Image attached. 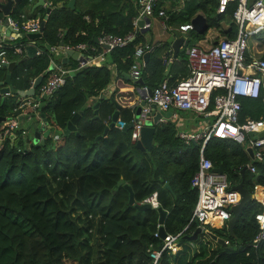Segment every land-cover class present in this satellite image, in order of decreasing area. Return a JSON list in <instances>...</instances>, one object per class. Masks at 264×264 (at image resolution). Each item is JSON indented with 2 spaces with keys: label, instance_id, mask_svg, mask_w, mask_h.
Wrapping results in <instances>:
<instances>
[{
  "label": "trees",
  "instance_id": "obj_1",
  "mask_svg": "<svg viewBox=\"0 0 264 264\" xmlns=\"http://www.w3.org/2000/svg\"><path fill=\"white\" fill-rule=\"evenodd\" d=\"M34 1H15L8 16L17 21H41L46 7L30 10ZM45 2L49 11L38 39L39 53L21 60L22 55L13 52V46L22 47L30 41L26 34L10 41L9 46H2L8 63L0 67V82L9 74L10 85L18 90L28 89L54 60L46 45L95 44V38L104 33L123 35L132 28L131 18L138 9L137 0H75L73 9L66 6L68 0ZM235 5V1H230L218 13L217 0H182L176 11L166 9L165 26L177 28L200 12L206 28L201 32L186 30L185 36L180 34L183 44L170 64L166 60L172 51L167 44L154 47L144 59L141 84L153 88L164 79L174 82L185 76L183 45L207 50L221 36L233 38L236 26L231 15ZM160 6L162 1L155 3L154 14ZM0 18H4L1 9ZM139 35L127 45L110 50L102 61L80 68L70 61L69 67L75 68L73 73L37 107L48 124V133L41 143L29 144L28 136L20 131L2 141L0 264H152L149 251L159 250L162 245L160 236H154L158 229L157 208L165 212L164 232L173 235L186 227L177 241L188 242L184 236L195 229V224H188V220L196 200L190 178L197 167L199 144H184L169 120L153 124V144L147 153L136 148L135 141L130 139L131 129L113 125L103 133L115 109L113 92L100 96L110 80L108 66L112 65L119 75L126 72L133 61L134 47L141 43ZM248 39L246 59H264V38L251 42ZM132 85L138 84L132 81ZM36 91L37 87L32 96L24 97L0 95V118L19 115L22 110L31 114L28 107L17 106L20 99L32 98ZM92 98L94 101L90 102ZM263 99L264 89L256 98H239V121L264 117ZM134 110L119 107L118 119L129 123ZM76 112L79 116L75 130L63 134L67 121ZM53 135L58 138L53 139ZM203 155L213 167L221 165L231 184L240 181L242 166L253 163L254 172L245 169L242 184L249 192L255 184L264 187V165L251 160L235 140L210 137L203 146ZM119 180L121 183L117 184ZM127 187L132 192L133 204L155 192L158 207L139 210L129 204ZM258 210L255 200L246 202L232 228V236L226 226L208 228L217 238L226 239L227 245L216 242L213 249L189 257L181 248L174 253L162 250L154 264H264V242L255 248L251 246L258 230L253 215ZM229 246L232 248L228 249Z\"/></svg>",
  "mask_w": 264,
  "mask_h": 264
},
{
  "label": "built area",
  "instance_id": "obj_2",
  "mask_svg": "<svg viewBox=\"0 0 264 264\" xmlns=\"http://www.w3.org/2000/svg\"><path fill=\"white\" fill-rule=\"evenodd\" d=\"M161 1L163 0H138L137 14L131 19L132 29L123 35L104 33L95 38V44L85 42L73 45L60 44L57 47H49V50L52 53L64 54L68 50L76 52L75 68H80L96 60L102 61L110 50L127 45L143 30L148 29L151 17H161V24L165 25L163 20L166 16L162 6L157 9L156 14L153 9L155 3ZM230 1H235L236 4L231 15L236 26L234 37L222 36L207 50L195 45L183 47L186 75L174 82L164 79L150 88V94H145L142 98L143 104L138 115L136 116L133 111L129 121L131 123L130 139L135 141L139 137V130L145 120L153 114L151 105H154L159 111H170V113L173 109L189 110L200 117V126L197 131L187 133L177 130L175 135L184 144L190 142L199 144L197 167L190 178V185L196 191V200L188 224L194 223L195 228L198 227L200 233L203 232L201 236L210 232L208 228L225 227L226 221L230 217L229 208L239 199L238 192L231 188L232 184L227 180L225 174L215 172L210 160L204 157L205 142L210 137L230 138L240 143L245 151L247 148L251 150V160L259 163L264 161V134L258 135L264 130V117L246 118L243 121L238 119L239 98H256L260 90L264 89V59L254 57L246 59L245 57L247 39L264 30V0H217L216 12H222ZM47 6L48 3L44 0L43 7ZM7 18L8 26L13 31L10 35H0V67L8 63L2 46H9L10 41L22 34L38 32L40 23L38 19L17 21L9 16ZM3 19L0 18V24ZM189 29H192L189 22L179 24L176 28L181 33ZM154 47L155 45L152 43H142L134 47L133 61L128 68L132 81L137 80L140 76L141 69L144 67V54L152 51ZM20 48L21 46H13V52H20ZM97 48L101 50L99 53H97ZM94 55L96 56L94 57ZM169 60L170 58H167L166 63ZM74 69L61 64L53 65L44 81L37 86L34 97L20 99L17 109L28 107L40 120L37 111L38 105L50 97L64 83L67 75L73 73ZM19 115L0 121V145L6 136L13 135L15 131L26 134L25 129L20 126ZM125 124L123 120L117 118L114 125L123 128ZM57 138L58 135H53V139ZM246 169L249 172H254V164L247 163ZM252 195L253 200L259 204V210L253 215L258 227L251 240V246L255 248L259 243L264 242V187L253 185ZM142 203H148L150 208L156 209L158 207L156 193L153 192L146 196L139 204ZM158 226L159 224H156V227ZM182 231L173 235L165 233V236L161 238L160 249H152L148 253L152 264L157 261L160 251L167 250L174 253L180 248L177 237ZM157 235L156 231L154 236ZM222 240L224 245H227V240Z\"/></svg>",
  "mask_w": 264,
  "mask_h": 264
},
{
  "label": "water",
  "instance_id": "obj_3",
  "mask_svg": "<svg viewBox=\"0 0 264 264\" xmlns=\"http://www.w3.org/2000/svg\"><path fill=\"white\" fill-rule=\"evenodd\" d=\"M17 0H6L4 3H0V9L4 15V19L2 21V23L0 24V29L6 28L5 33L6 35L9 34L10 31H13L12 28H10L8 26V15H9V10L11 7V4ZM74 1L75 0H68L66 6L69 7L70 9L74 8ZM44 5V0H36L33 5L31 6V9H34L36 6H43ZM49 8L46 7L45 8V16L44 18L40 21L39 23V28H38V32L36 33H27L26 34V38L29 40H33L35 38H39L41 36V31H42V27H43V22L44 19L46 17V14L48 13ZM189 23L192 26V29L195 30L196 32H201L206 28V21H205V17L202 15V13L198 12L196 13L193 17H191V19L189 20ZM1 31H0V35H1ZM170 39H168V41H170ZM183 43V38L182 37H178L175 39L171 40V49H172V56L175 57L176 53L178 51V49L181 47ZM26 44V43H25ZM23 45V49L25 50V54L26 56L22 57L21 60H24L27 56H33L34 51H35V47L33 45L30 44H26ZM61 44V43H60ZM46 48L49 49V47L46 45ZM66 55L70 56L71 58L75 59L76 57V52L73 51H66L65 52ZM147 53L144 54L143 58L145 59L147 57ZM53 68V64L50 62L47 66V68L42 72V74L36 76L30 87L26 90H18L15 89L12 85L9 84V74H6L4 81L0 82V95H4V94H16L20 97H24V96H32L34 94V89L40 84L42 77L48 73V71H50ZM136 83H141L140 78H138L137 80H135ZM135 91L138 95V99H139V103L138 105L135 107L134 110V114L137 116L140 110L141 105L143 104V97L145 94H150V88H145V89H141V88H135ZM264 102V99H263ZM114 106L115 109L114 111L111 113L110 116V121L109 124L107 126H105L103 128V133L107 130V128L109 126H113L115 124V121L118 118V110H119V105L114 102ZM96 107L97 104L93 105V113H96ZM151 108L153 110V114L151 115L150 118H147V120H145L144 125L141 127V129L139 130V137L137 140H135V146L136 148H138L139 150L142 151H146V153L148 152V150L151 148L152 144H153V132H154V127L153 124L157 123L159 120H161L162 118L164 120H168L170 117V111H159L157 110L154 105H151ZM31 116H34V114H32ZM39 118H40V125L39 128L37 130V128H35V130H33L32 132V137L30 139V143L29 144H37V143H41L42 140H39V131L41 129H43V127L46 125V120L45 118L42 116V114H38ZM79 116V113H73L72 116L70 117V119L67 121L65 128L62 130L63 134H69L71 131L75 130V121L76 118ZM4 118L1 117L0 121H2ZM131 127V123H126L125 126L123 127L124 129H130ZM48 132H44V136L47 134ZM264 134V130L259 132L258 135L261 136ZM13 135H10L9 137H12ZM246 152L248 153V156L251 157V150L249 148L246 149ZM262 164L264 165V161H262ZM246 169V165L242 166V168L240 169V181L232 184L231 188L236 190L239 194V199L237 201L236 204L232 205L229 208L230 211V217L229 219H227L226 221V229H227V233L229 236H232V228L236 222V219L238 217V214L241 210V208L243 207V205L248 202L249 200H253V195L251 192H249L242 184V178H243V173ZM213 170L217 173H222V167L221 165L214 167ZM121 180L118 181L117 184H120ZM165 186H168L167 184H165ZM128 189V203L129 204H133V197H132V192L130 190L129 187H127ZM137 209L142 210V209H148L150 208L148 203H142V204H133ZM165 216V212L163 210H161L160 208H157V223L159 224L157 232L158 235L160 236V238H163L165 236V232L163 230L162 227V222ZM200 233V229L197 227L195 228L192 233L190 235L184 236L188 241H193L196 240L198 238V235ZM206 235L214 240L215 242L224 245V242L221 238H217L213 233L211 232H206ZM228 249H231L232 247H227Z\"/></svg>",
  "mask_w": 264,
  "mask_h": 264
},
{
  "label": "crops",
  "instance_id": "obj_4",
  "mask_svg": "<svg viewBox=\"0 0 264 264\" xmlns=\"http://www.w3.org/2000/svg\"><path fill=\"white\" fill-rule=\"evenodd\" d=\"M168 1H169V5H165L166 2H168ZM173 2L177 3L176 7L174 6V4H172ZM137 3H138V0H137ZM32 5H33V3H32ZM181 5H182V0H181V2H180V0H163L162 1V8L164 9V11L166 9H168V10L170 9L172 11H174V10L176 11L179 7H181ZM30 10H32V9L30 8ZM161 22H162V20L160 19V17H157V16H153V17H151L149 19L150 25H149L148 29L143 30L140 33V35H139L141 37V43L140 44H142V43H152V44L155 45V48L159 47V46H161L163 44H167V46L170 49V51H172V49H171V40L175 39V38H178V37H181V35H180L181 32H178L176 30V27L165 26V25L161 24ZM221 26H222L223 29H227V25L226 24L221 23ZM5 29L6 28H4V30L0 29V31H1V33L3 35L6 36V33H5L6 30ZM11 32L12 31L9 32V35L11 34ZM39 38H35L33 40L24 42L26 44L33 45L35 47V51H34L33 56L36 55L37 53H39V51H40L39 47H38V39ZM170 38H171V40L168 41V39H170ZM100 51L101 50L98 49L97 53H99ZM17 54L22 55V57L26 56L25 50L23 49V47L20 48V52H18ZM96 55H98V54H96ZM96 55H94V57ZM52 56H53L54 60L51 59L50 61H51V63H53L54 66L58 65L61 62V63L68 64V66H66V67H69L70 61H75V59L71 58L70 56H68V55H66L64 53L55 52V53H52ZM105 56H106V54H105ZM105 56H104V58H105ZM30 57L31 56H29V57L27 56L26 58H30ZM175 57L169 56L168 58H170V60L167 63L170 64L171 63V59H173ZM96 61H99V60H96ZM183 65H184V63H183ZM108 67H110V69H111L110 80L107 83L106 87L100 93V96H108V95H110L113 92V94L115 96L114 100L119 105V107H128L130 109L134 107V109H135V107L139 103L138 95H137V93L135 91V88H141L142 89L145 86L142 85L141 83H137L138 85L134 87L132 85V80L130 79V76H129V73H128V69L126 70V72H121V75H119L116 72V70L113 68L112 65H109ZM166 72H167V70H166ZM166 72H165V74H166ZM4 95H7V94H4ZM93 101H94V99L92 98L90 100V102H93ZM32 113L31 114H27L24 111H22L21 115H19L20 116V126L25 129V131H26L25 135L28 136L29 143H30V139L32 137V133L29 132L30 131V127H31V130L33 131V130H35V128H37V130H38L39 125H40V120L35 115L31 116ZM164 119L162 118L159 121H164ZM168 120L172 121L174 123L176 131L177 130H181V131H187V133H189V132L197 131V129L200 126V120L201 119L196 113H194L192 111L173 109L172 113H170V117H169ZM197 122L199 123L198 125H197ZM46 131L48 132V124H46L43 127V129H41L39 131V137H38L39 140L43 139L44 132H46Z\"/></svg>",
  "mask_w": 264,
  "mask_h": 264
},
{
  "label": "rangeland",
  "instance_id": "obj_5",
  "mask_svg": "<svg viewBox=\"0 0 264 264\" xmlns=\"http://www.w3.org/2000/svg\"><path fill=\"white\" fill-rule=\"evenodd\" d=\"M0 3H2V0H0ZM172 4H174L175 7L177 6V3L173 2ZM165 5H169V1L166 2ZM210 15H213V12H210ZM184 33H181V34H184ZM185 35H186V33L184 34V36ZM256 38L259 40H260V38H264V30L262 32H260L259 34L254 35L253 37L249 38L248 40H249V42H251V41L255 40ZM189 45H191V44H186V45H183L182 47H188ZM198 124L199 123L197 122V125ZM29 132H31V133L33 132L31 130V127H30ZM184 132H187V131H184ZM205 231H207V230H205ZM201 234H203V232L199 233L200 236H201ZM200 236L197 238V240L188 241V242H180L178 240L179 241L178 243L180 245L181 250H183L184 255H187L189 257L190 255H194L195 253H197L199 251L200 252H207V251L213 249L216 242L214 240L210 239L206 234L204 236H201V237Z\"/></svg>",
  "mask_w": 264,
  "mask_h": 264
}]
</instances>
